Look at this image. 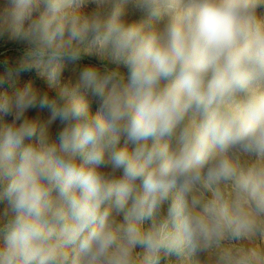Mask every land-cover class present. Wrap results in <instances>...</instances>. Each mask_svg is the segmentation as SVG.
<instances>
[{"label": "clouds", "instance_id": "clouds-1", "mask_svg": "<svg viewBox=\"0 0 264 264\" xmlns=\"http://www.w3.org/2000/svg\"><path fill=\"white\" fill-rule=\"evenodd\" d=\"M262 9L0 0V264H264Z\"/></svg>", "mask_w": 264, "mask_h": 264}, {"label": "rangeland", "instance_id": "rangeland-1", "mask_svg": "<svg viewBox=\"0 0 264 264\" xmlns=\"http://www.w3.org/2000/svg\"><path fill=\"white\" fill-rule=\"evenodd\" d=\"M130 8V14L132 15V18L137 19V20H141V19H146V17L144 16L143 13H141L138 10L132 9L131 5H129ZM262 14H264V9L261 10ZM23 45L22 43L19 42H15V41H7V40H0V56L3 55H12V56H16L19 55L20 50L22 49ZM92 60H94V58H90ZM85 62H88V60H86ZM69 72L66 70L65 75H68ZM34 75V74H33ZM28 77H24V79H27ZM41 84H44L46 86V82L44 81H40ZM96 107L93 104L92 105V111L95 112ZM35 114V113H33ZM47 113H44V116H46ZM57 128V126H53V131H55ZM0 207H2V205H0Z\"/></svg>", "mask_w": 264, "mask_h": 264}]
</instances>
